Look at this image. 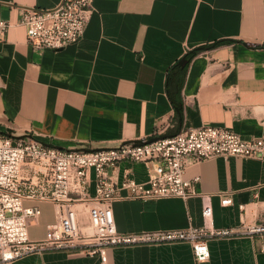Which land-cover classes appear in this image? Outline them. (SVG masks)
<instances>
[{"label":"crops","instance_id":"0c3cea01","mask_svg":"<svg viewBox=\"0 0 264 264\" xmlns=\"http://www.w3.org/2000/svg\"><path fill=\"white\" fill-rule=\"evenodd\" d=\"M62 0H0L11 22L0 40V132L33 136L60 148L97 149L170 136L183 128L224 126L243 137L264 135V0H94L83 37L63 49L29 45L20 23L25 7L52 8ZM232 39L190 62L177 127L166 91L169 68L187 49ZM120 184L149 180L148 165L122 160L108 169ZM88 191L95 194L92 173ZM197 194L112 204L117 229L145 232L202 226L203 194H211L214 228L209 260L198 263L187 241L114 246L107 260L76 251L32 253L8 264H264V238L242 233L264 222V162L224 156L191 162ZM127 190H121L126 195ZM224 196L233 203L222 204ZM33 202L25 201V205ZM41 214L29 236L41 239L58 208L37 202ZM241 205L244 207L242 208ZM80 222L88 209L76 204Z\"/></svg>","mask_w":264,"mask_h":264},{"label":"built area","instance_id":"2783aa9c","mask_svg":"<svg viewBox=\"0 0 264 264\" xmlns=\"http://www.w3.org/2000/svg\"><path fill=\"white\" fill-rule=\"evenodd\" d=\"M93 3L94 0H62L52 8H23L19 21L26 29L29 45L39 50H60L79 42ZM10 26L9 20L0 17V40ZM142 142L97 149L60 148L33 136L0 132V264L48 250L81 252L100 256L105 262L108 249L114 246L176 241L190 242L198 263L209 260V238L236 234L233 228H214L211 194H203L205 223L181 229L121 232L112 204L121 198L149 201L197 194L195 185L200 178H185L191 162L219 155L264 162V135L243 137L224 126L204 125ZM125 159L146 163L149 180L143 183L127 177L116 184L108 169ZM92 173L96 179L94 195L88 191ZM121 190L128 193L123 195ZM26 200L33 203L27 206ZM39 201L53 202L58 211L45 236L32 239L29 224L41 214ZM78 203L88 209L85 224L80 222ZM232 203L231 196L222 198V204ZM242 233L264 238V222L247 226Z\"/></svg>","mask_w":264,"mask_h":264},{"label":"trees","instance_id":"16d2710c","mask_svg":"<svg viewBox=\"0 0 264 264\" xmlns=\"http://www.w3.org/2000/svg\"><path fill=\"white\" fill-rule=\"evenodd\" d=\"M232 41V39H220L212 43L205 44L201 47L187 49L185 54L181 58H185L187 60V64L185 66L180 65L179 61L181 59H179L169 68L166 76V91L175 109V120L177 122L178 128L182 125L183 122L184 103L182 97V89L190 62L202 51L213 49L219 45L231 43Z\"/></svg>","mask_w":264,"mask_h":264},{"label":"water","instance_id":"95a60500","mask_svg":"<svg viewBox=\"0 0 264 264\" xmlns=\"http://www.w3.org/2000/svg\"><path fill=\"white\" fill-rule=\"evenodd\" d=\"M179 64L182 65V66H185L187 64V60L185 58L181 59L179 61ZM158 137H155V138H151V139H148L146 141H143L142 143H145V142H151L153 140H156Z\"/></svg>","mask_w":264,"mask_h":264}]
</instances>
